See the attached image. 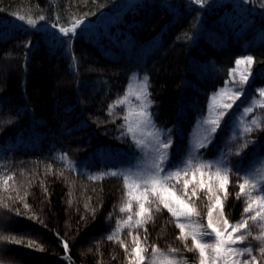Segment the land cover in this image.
I'll return each mask as SVG.
<instances>
[{
  "label": "trees",
  "instance_id": "1",
  "mask_svg": "<svg viewBox=\"0 0 264 264\" xmlns=\"http://www.w3.org/2000/svg\"><path fill=\"white\" fill-rule=\"evenodd\" d=\"M241 3L209 0L201 8L192 0H0V237H7L0 239V264H130L134 241L145 260L155 244L182 262H198V250L188 251L194 248L191 238L182 239L177 218L158 202L149 203V215L138 226L114 234L127 197L124 179L94 173L102 148L131 142L121 138L126 111L118 99L134 72L148 75L151 111L172 130L173 151L179 149L183 159L192 130L211 95L230 83L237 59L255 58L242 85L245 105L264 88V0ZM77 18L91 21V29L54 47L45 29L53 31L58 19L70 25ZM254 115L258 123L251 132H239L224 148L230 125L204 157L235 159L247 141L244 168L258 162L264 97ZM88 160L94 167L84 165ZM240 175L254 180L253 173ZM228 180L220 195L232 224L246 215L245 197L234 172ZM169 185L207 222L210 202L203 189L193 196L192 187L185 195L182 180ZM246 224L253 236L263 233L257 223ZM253 255L264 264V257Z\"/></svg>",
  "mask_w": 264,
  "mask_h": 264
},
{
  "label": "snow or ice",
  "instance_id": "2",
  "mask_svg": "<svg viewBox=\"0 0 264 264\" xmlns=\"http://www.w3.org/2000/svg\"><path fill=\"white\" fill-rule=\"evenodd\" d=\"M248 0H242L239 7H243ZM192 3L199 5L201 8L209 5V0H192ZM25 17L20 16L19 20L24 21ZM41 21H44L43 16L40 17ZM27 24L36 27V21L29 19ZM86 25V27H85ZM53 31L45 29V35L54 47H63L69 41H74L76 37L86 31H89L92 27V22L86 18L74 19L70 25H62L59 19L52 22L50 25ZM203 25L201 24V29ZM201 35V31L197 30L194 37L191 38V44L194 46ZM29 45L31 42L29 41ZM242 62L249 66L247 74L241 76V86L233 91L228 99V103H224L220 106L215 118L205 120V124L209 127L206 129L207 135L205 136V142H198L189 155L187 160L183 159V154L177 155L171 151L172 149V135L171 129L167 130L166 134L163 130L156 129L153 122V113L149 111L150 105L153 101L149 98L150 94L147 91L148 75L145 74L143 78V87L141 90L135 93L137 100L139 101L138 107L135 111V119L127 126L126 132L122 133V137L131 135L135 143V147L141 150L144 155L141 160L138 161L137 166L130 168L123 176L125 187H132L138 193L135 196L138 204L137 217H141L143 214L148 213L149 209L145 207V202L148 200V195L159 193V202L163 205V208L167 209L174 217L177 218L176 227L180 229L181 237L185 241L191 238V242L194 248H188V251L198 250V264H257V256L253 255V252L259 253L261 257H264V233H259L253 236L249 231V227L246 224L247 221H264V195L251 196L252 188L259 187L255 180L251 182L245 175L241 177L242 172H246L243 166L242 149L248 147L246 141L241 150L234 152L235 159L230 160L228 157H223L216 160L201 159L203 153L199 150H208L209 145L216 147L214 142H218L219 137L216 135L218 131L224 133L236 113L229 115V111L233 109V105L236 101H241V104L237 106V111L242 110L244 113L252 112V107L245 106V101L241 100V97L245 95V89L242 85L248 83V78L251 75V65L255 63V58L252 55L242 56L236 60V64L240 65ZM259 92L264 95V88H260ZM109 108L112 104L108 105ZM228 116V120L224 117ZM224 127H221V124ZM252 123L256 125L258 122L253 120ZM244 131L251 132L252 128L245 127ZM165 135L166 138H161ZM260 149V155L264 157V145H258ZM231 151V150H230ZM182 165V167H181ZM193 179H195L196 172L199 171L200 179L196 182L199 187L203 189L207 194V199L210 205L207 207V225H192L180 223V217H190L194 211L192 206L185 202L184 199L177 196L171 188L165 185L170 183L173 179L184 176L183 188L185 195L189 190V172ZM235 173L238 177V183L240 192L244 195H248V200L245 202L243 208L244 213H250L244 215L235 224H231L225 217L223 211V205L221 203L220 193L226 194V185L228 184L229 174ZM207 174L208 181L204 180V176ZM117 175V173H113ZM130 176L133 177L132 184H129ZM264 179V178H262ZM246 185L248 186L246 189ZM264 192V188H261ZM193 196L197 194L195 185L191 189ZM256 207H253V204ZM215 217V218H214ZM137 223H141L138 219ZM186 227L190 231H186ZM212 237L210 241H205L204 237ZM249 237H252L250 240ZM0 239H7V237H0ZM252 240L259 242L258 247L252 245ZM19 242V241H17ZM136 246L132 248V256L130 264H141L145 261V256L142 254V249L139 246L138 241H134ZM247 243L248 246H244ZM65 249H67V242L64 243ZM121 247H124L121 242ZM187 247V244L185 245ZM127 251V249H126ZM152 251H157L155 244L152 245ZM172 252H177L178 249H171ZM247 256L243 259V256ZM151 264H155V256L153 255ZM165 264H178L175 259H166ZM183 264H188L187 260H184Z\"/></svg>",
  "mask_w": 264,
  "mask_h": 264
},
{
  "label": "rangeland",
  "instance_id": "3",
  "mask_svg": "<svg viewBox=\"0 0 264 264\" xmlns=\"http://www.w3.org/2000/svg\"><path fill=\"white\" fill-rule=\"evenodd\" d=\"M248 69H249V66L244 62H242L240 65H236V67L234 68V70L232 72V76H231L232 78H231L230 83H228L227 85L218 89L216 92H214L211 95L205 116L203 118H201L199 121H197L194 129L192 130V133L190 135V139H189L187 146L185 148L184 160L188 159L189 155L192 153L193 149L195 148V146L198 142H205L204 138L207 135L206 129L209 127L207 124H205V120H210V119L215 118L218 111L220 110V106H222L224 103L229 102V99H228L229 95L233 91L236 90V87L233 85V83L237 84L236 81L241 80V76L244 74H247ZM144 76H145V74H140L138 72H134L130 77V80H129V83H128V86L126 88L124 95L120 99H118V104L122 105L126 111L125 112V132H126L127 126L130 123H132L135 119V111H136L138 104H139V101L137 100L135 93L142 89L143 82H144L143 81ZM147 85H148V87H147V91H148L149 79L147 81ZM148 93H149V91H148ZM263 97H264V95H262L260 92H258L257 96L252 98V99H249L245 106H250L254 110L255 108L262 106ZM237 104H239V100L236 101V104L233 105V109L229 111L230 116L234 112L236 113V115L234 116V118L230 122V125H232V130H230V134L227 135V138L224 142V144H225L224 148H226V145L229 144V141L237 138V135L239 132L242 133V131H243V133H244L245 127L252 128V127L256 126V125H253L252 121L256 120L257 117L255 115L250 117L251 112L244 113L242 110V107L240 108L239 111L234 110V107ZM149 111L152 113L151 105L149 107ZM227 118H228V116L224 117L225 120ZM153 122L155 124L156 129L163 130V133L166 134L167 130H169V128L160 125L156 121L154 115H153ZM230 125H229V127H230ZM221 127L222 128L224 127L223 122L221 124ZM229 127H228V129H229ZM128 137L130 138V141H131L128 146L122 145V146H117V147H112V148L109 146H106V148L101 149L102 155H101V158L97 159V161H96L97 165H98V167L96 169H98V170L95 171V173H94L95 176L102 177L105 175L117 173V175H121L123 177L124 174L126 172H128V170L130 168H134L135 166H137L138 161L141 160L144 153L135 147V143L132 139V136L128 135ZM161 138L163 139L166 137H165V135L162 134ZM172 141H173V144H172L171 151L174 153V151H173V146H174L173 138H172ZM210 146L211 145H209L208 148ZM201 150L202 149H200L199 151H201ZM179 151L180 150L177 149L176 153H179ZM227 152L230 153V151H227ZM202 153H203V156L201 157V159L212 160L210 158L204 157L208 153V151L204 150V151H202ZM178 155H180V154H178ZM216 159H218V158H216ZM216 159H213V160H216ZM84 162L83 163L86 167H88V168L94 167L93 160H90V161L88 160V161H84ZM256 162H254L252 165L249 164L247 166L246 173L247 174L253 173V178L256 181L257 185L260 186V184H261V186H260V189H261V188H264V179H262V178H264V157H262L257 163ZM181 167H182V165H181ZM254 172H256L258 174H255ZM200 178L201 177H200L199 171L196 172L195 179H193V177L191 175V171H190L189 176H188V179L190 181L189 187H193L195 185V187L197 189V187H199V185L196 182ZM203 178L205 181H208L207 174ZM259 178L261 179V181ZM132 179H133V177L130 176V180H129L130 185L132 184ZM176 180H182L183 181L184 176L182 175L179 178H176ZM165 186L168 188H171L172 191H174L177 194V196L181 197L182 199L185 200L186 203L191 205V203L184 196L180 195L176 189L172 188L169 185V183L166 184ZM247 187L248 186L246 185V189H247ZM255 188L256 187L252 188V191H251V193H249V195L254 196V197L264 195V192H262V191L256 192ZM137 194L138 193L134 190V188H132V187L126 188L127 197H126V201H125L124 205L121 208L122 218L118 219V221L116 222V225L112 231L114 234L119 233L122 230L131 228L134 226H138L140 223L138 224L137 220L139 219L141 221L143 217H146L147 215H149V212L151 209L149 203L150 202L160 203L159 202V193H157V194H151L150 193L148 195V200L145 202V207L149 209V212L143 214L141 217H137L136 212L138 211V204H137L136 199H135V196ZM244 197H245V202H246L248 200V195H244ZM221 203H222V200H221ZM253 207L254 208L256 207L255 203L253 204ZM192 208L194 209L193 206H192ZM246 215L250 216V213H246ZM250 221H252V220H250ZM179 222L185 223L186 225L187 224L205 225V226L207 225V222L202 221L201 219L198 218V214L195 211V209L191 213L190 217H188V218L183 217V216L180 217ZM252 222L257 223L258 226L261 227V231L264 233V221H259V222L252 221ZM235 223H232V224H235ZM186 231H190V229H188L186 227ZM203 239L205 241H210L212 239V237L206 236ZM153 255L155 256V264H165L166 259H175L178 262V264H183V262L181 260H179L177 258V256H175L173 253L163 252V251L162 252L156 251L155 253L152 252V254L149 256V258L146 259L145 261H142L141 264H151ZM196 264H198V262H196Z\"/></svg>",
  "mask_w": 264,
  "mask_h": 264
}]
</instances>
